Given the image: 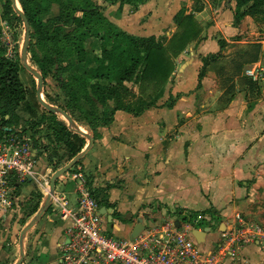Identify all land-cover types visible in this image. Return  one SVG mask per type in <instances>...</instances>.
Instances as JSON below:
<instances>
[{
  "label": "crops",
  "instance_id": "1",
  "mask_svg": "<svg viewBox=\"0 0 264 264\" xmlns=\"http://www.w3.org/2000/svg\"><path fill=\"white\" fill-rule=\"evenodd\" d=\"M189 1L144 0L137 8L116 3L104 12L119 30L155 38L162 46L176 33L182 13L193 16L202 33L175 59V71L162 94L151 98L153 106L141 113L117 110L110 125L96 130L79 126L94 137L93 146L58 179L54 192L76 207L77 182L69 173L81 168L110 236L130 241L146 229L170 221L178 229L190 227L192 239L200 250L208 252L216 248L221 231L238 227L237 216L243 222L264 226V85L254 84L245 75L256 59L248 64L253 46L260 51L253 41L257 29L237 22L231 5L207 23V8L188 11L183 3ZM127 7L132 9L117 13ZM52 10L49 17L57 16L58 5ZM95 52L99 53L98 48ZM240 59L246 61L239 63ZM83 66H94L92 55ZM236 67H242L238 76H223L227 71L235 74ZM132 94L133 102L151 100L140 96L138 84ZM4 129L0 127V134ZM44 130L48 127L38 131ZM78 135L85 140L82 150L59 160L50 148L41 147L39 136L25 135L36 152L40 182L51 181L57 170L87 148L90 139ZM51 137L57 147L66 148L55 141L52 132ZM42 190L36 182H26L19 186L11 208H0H14L15 212L25 207L22 232L33 224L22 244L21 232L22 264H58L67 241L71 221L63 220L51 201L36 220L48 197ZM235 261L264 264V249L258 244L244 246Z\"/></svg>",
  "mask_w": 264,
  "mask_h": 264
},
{
  "label": "trees",
  "instance_id": "2",
  "mask_svg": "<svg viewBox=\"0 0 264 264\" xmlns=\"http://www.w3.org/2000/svg\"><path fill=\"white\" fill-rule=\"evenodd\" d=\"M19 2L31 27L29 50L32 51V61L41 71L44 81L52 72L60 80L62 74L74 69L69 81L62 83L66 106L61 109L74 121L93 130L110 125L117 110L141 113L153 106L151 98L162 94L175 71V59L202 33V27L194 17L183 16L182 13L177 21L176 33L166 46H162L155 38H141L119 30L105 17L103 8L92 0ZM120 3L131 2L121 0ZM53 5H58L59 13L49 17ZM240 6H247L243 15L264 13V0H239ZM3 9L4 18L11 24L21 21L13 9L12 0H5ZM202 10L203 7H198L195 11ZM97 48L98 54L95 52ZM89 55L93 56L94 66L85 67L83 63ZM22 70L19 60L8 57L6 49L0 44V127L12 129V132L22 129V135L29 132L33 138L49 120L48 130L55 141L65 145L71 153L80 152L85 144L84 138L70 131L57 114L48 112V119L46 112L38 120L22 123L17 113L27 97L20 77ZM135 84H138L141 97L151 99L129 103L139 106L137 111L134 107H115L110 113L82 112L81 106L85 101L94 105L98 101L109 106V101L120 103L128 95L132 98ZM20 125L23 127H18Z\"/></svg>",
  "mask_w": 264,
  "mask_h": 264
},
{
  "label": "built area",
  "instance_id": "3",
  "mask_svg": "<svg viewBox=\"0 0 264 264\" xmlns=\"http://www.w3.org/2000/svg\"><path fill=\"white\" fill-rule=\"evenodd\" d=\"M257 60L245 75L257 85H264V36ZM0 135V208L9 209L16 200L19 186L36 182L43 193L50 194V179L38 180L36 152L32 142L21 129L12 132L4 129ZM16 132V133H14ZM77 182V206L68 200L51 196L53 210L63 220H70L65 245L58 264H238L235 256L242 247L258 244L264 249V226L246 223L237 216L238 227L220 232L219 242L213 251L204 252L192 239L190 227L178 229L167 221L151 227L130 241H120L103 228L99 205L93 197L81 168L69 173Z\"/></svg>",
  "mask_w": 264,
  "mask_h": 264
},
{
  "label": "rangeland",
  "instance_id": "4",
  "mask_svg": "<svg viewBox=\"0 0 264 264\" xmlns=\"http://www.w3.org/2000/svg\"><path fill=\"white\" fill-rule=\"evenodd\" d=\"M97 5H100L101 8H103V11L105 12L107 9L110 8L111 5L120 3L121 0H92ZM125 0H123L124 2ZM156 3H160L161 1L166 0H152ZM168 1V0H167ZM5 0H0V44L6 49L7 56L11 58L18 59L21 66L22 71L20 72L21 80L27 90V97L25 102H23L20 106L19 110V116L22 123L24 121H29L33 119H40L41 114L39 115L38 112L36 114V111H39L41 113L46 114L47 112V118L49 119L48 112L40 103L37 97V90H38V80L37 78L31 74L25 67L24 64L29 63L31 67L37 69L40 73L41 71L37 67V65L32 61V51H28L27 58L22 61L21 52H22V45L24 41V35H25V27L23 20L21 21L17 20L14 22V24H11L9 21H7L4 18V5ZM130 4L123 3L131 5L132 8H137L141 4L144 3V0H130ZM18 7L22 10V7L20 5L19 0H17ZM184 4V5H183ZM183 8L190 11L192 9L193 11L196 10V8L203 7L204 9L207 8L208 15L206 18V22L210 23L216 15L222 13V11L228 9L227 5H231V8H234L235 18L236 21L244 24V27H253V29H257L256 35L253 36V41H256L260 36H264V13L256 14V15H243L245 12V9L247 6H240L239 7V0H190L189 2L183 3ZM122 6V7H123ZM128 8L125 10L124 8H121L119 12L117 13H126L130 9ZM115 12V11H114ZM113 12V13H114ZM196 12V11H195ZM54 13V11H51V15ZM246 18H248V24H246ZM246 24V25H245ZM31 41V40H30ZM254 48L251 50V53L248 55V64H250L254 58H257L258 55V46H253ZM234 51V50H233ZM226 52V51H225ZM220 57V56H219ZM240 57L241 54H240ZM218 59V57H208V60ZM225 58V55H224ZM246 61V60H245ZM243 59L239 60V63L245 62ZM212 62V61H211ZM66 64H63L62 66H65ZM236 65V64H235ZM242 67L239 68H233L234 71H236L235 74L229 73V71L224 73L223 76H238L237 72L241 70ZM227 69V68H226ZM230 69V68H228ZM74 69L71 71H67L64 74L61 75L60 80L57 79V76L54 72H52L51 76L47 77L44 81L43 85V92L42 97L43 100L55 107H65L66 106V99L63 95V82H68L70 77L73 75ZM234 89V88H233ZM133 97L131 98V95H128L122 99L120 103H116L114 101H109L108 105H101L98 101L94 103H90L88 101L83 102L81 108L83 113H88L89 111H97L100 114L103 113H110L111 109L115 107L120 108H130L134 107L135 111L139 109V106H135L132 103ZM129 105V106H128ZM17 110V112H18ZM34 113L32 115V113ZM60 119H63L66 122L67 127H70L72 131L73 127L70 126L68 121L60 114H57ZM79 116V114H77ZM28 119H27V118ZM36 117V118H35ZM33 118V119H30ZM47 124L49 125V120H47ZM76 126L79 128V126H84L83 123H78L75 121ZM47 124H45L44 127H48ZM23 127V126H18ZM22 130V129H21ZM2 133V132H1ZM1 135V134H0ZM25 135H30L29 132H26ZM29 136V137H30ZM35 136H39L41 141V147L43 149L50 148L52 151V156L55 157L57 160H59L60 157H65V159L69 156L70 157V151L67 150L65 147H60L54 144L53 138L51 137V132L49 130H44L43 132L38 131V133ZM65 146V145H61ZM61 148V149H60ZM54 150V151H53ZM75 170V169H73ZM25 207H21L18 211H13V209L8 211H0V264H17L18 261L22 258L21 255V249H20V236H21V230L24 225L26 211H24ZM29 251V250H28Z\"/></svg>",
  "mask_w": 264,
  "mask_h": 264
},
{
  "label": "water",
  "instance_id": "5",
  "mask_svg": "<svg viewBox=\"0 0 264 264\" xmlns=\"http://www.w3.org/2000/svg\"><path fill=\"white\" fill-rule=\"evenodd\" d=\"M12 3H13V9L21 17V19L23 20L24 27H25V35H24V41H23V45H22V52H21V57H22V61H23L24 59L27 58L28 51H29V45H30V39H31V27H30V23L28 21V18L24 14L23 10H21L18 7L17 0H12ZM185 66H186V64L183 65V67H185ZM24 67L31 74H33L37 78V80H38L37 97H38L39 103L47 111H49L51 113H54V114H60V115H62L68 121V123L70 124V126L73 127V130H74L73 132L78 133V134H81V135H84V136H86V137H88L90 139V143H89V145L87 146V148L84 151H82L79 155H77L70 163H68L67 165L63 166L59 170H57L54 173V175L52 176L51 182H50V194L47 197L45 206L40 210V212L36 216V220H38L39 218L42 217L43 213L46 211V209L50 205L51 196L53 195V193L55 191V187H56V183H57L58 179L61 178L64 174L68 173L75 165H77V163L81 160V158L85 155V153L93 146L94 137H92L91 135H87L84 132L80 131L78 129V127L76 126L75 121L72 119V117L65 110H63V109H61L59 107H55V106H52V105L46 103L43 100V97H42L43 85H44V79H43L42 74L37 69L31 67L28 64H24ZM32 226H33V224L31 223L22 232L21 244L23 243V237H24V235L27 233V231ZM23 258H24V254H23V257L20 259V261L17 264H22Z\"/></svg>",
  "mask_w": 264,
  "mask_h": 264
},
{
  "label": "bare ground",
  "instance_id": "6",
  "mask_svg": "<svg viewBox=\"0 0 264 264\" xmlns=\"http://www.w3.org/2000/svg\"><path fill=\"white\" fill-rule=\"evenodd\" d=\"M26 64H29V63H26ZM79 130H80V129H79ZM81 130L83 131V129H81ZM81 130H80V131H81Z\"/></svg>",
  "mask_w": 264,
  "mask_h": 264
}]
</instances>
